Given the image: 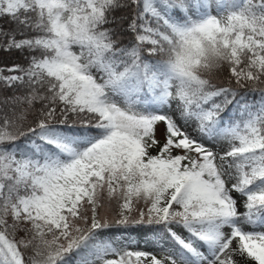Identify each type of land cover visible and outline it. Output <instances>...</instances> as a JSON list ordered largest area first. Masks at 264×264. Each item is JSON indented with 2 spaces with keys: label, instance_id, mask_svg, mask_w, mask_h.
I'll return each mask as SVG.
<instances>
[{
  "label": "snow or ice",
  "instance_id": "obj_1",
  "mask_svg": "<svg viewBox=\"0 0 264 264\" xmlns=\"http://www.w3.org/2000/svg\"><path fill=\"white\" fill-rule=\"evenodd\" d=\"M0 264H264V0H0Z\"/></svg>",
  "mask_w": 264,
  "mask_h": 264
},
{
  "label": "trees",
  "instance_id": "obj_2",
  "mask_svg": "<svg viewBox=\"0 0 264 264\" xmlns=\"http://www.w3.org/2000/svg\"><path fill=\"white\" fill-rule=\"evenodd\" d=\"M12 59H13V58H9V62H11Z\"/></svg>",
  "mask_w": 264,
  "mask_h": 264
}]
</instances>
